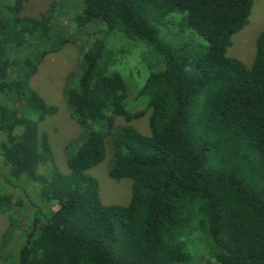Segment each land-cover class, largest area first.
<instances>
[{"label": "trees", "instance_id": "trees-1", "mask_svg": "<svg viewBox=\"0 0 264 264\" xmlns=\"http://www.w3.org/2000/svg\"><path fill=\"white\" fill-rule=\"evenodd\" d=\"M24 1L0 0V157L8 177L32 182L51 208L23 190L14 206L28 225L16 239L8 220L2 261L264 264V28L249 65L225 54L253 0H76L83 24L99 22L118 46L80 52L64 101L82 130L65 173L38 132L55 106L29 85L64 36L54 32L55 2L33 17L21 13ZM131 59L141 66L136 93L112 68ZM144 115L146 134L127 123ZM107 150L109 176L131 181L125 205L102 204L87 173ZM10 179L0 173V213Z\"/></svg>", "mask_w": 264, "mask_h": 264}, {"label": "rangeland", "instance_id": "rangeland-1", "mask_svg": "<svg viewBox=\"0 0 264 264\" xmlns=\"http://www.w3.org/2000/svg\"><path fill=\"white\" fill-rule=\"evenodd\" d=\"M51 1L56 4L53 6L52 23L54 32L64 36V42L57 51L47 53L37 64L33 74L30 76L29 85L50 105L55 106V112L45 117L38 123V132L46 133L52 152V168L59 172H67L65 163L66 156L72 153L79 145L81 126L70 115L64 101V92L67 88H72L73 75L79 60L80 52L83 48L92 46L95 42H104L111 49L117 48L116 35L108 33L99 22L83 24L78 15V3L76 0H25L21 13L26 16L37 17L44 11ZM83 24V25H82ZM264 28V0H253L247 23L231 36V43L226 48L225 54L239 59L245 65H249L254 55V41L258 33ZM175 38L171 32L166 36ZM176 39V38H175ZM132 51V46H130ZM139 53V51H137ZM25 52L18 51L13 55V65L16 67L20 62L16 60L23 58ZM135 54V53H134ZM27 57V54H26ZM31 63V61H27ZM26 62V63H27ZM112 68L121 74L128 85V92L136 93L139 81L137 71L141 69L134 60L116 62ZM140 85V84H139ZM144 104V99L137 100L136 107ZM24 113V110L22 111ZM121 117L112 120L113 125L125 124ZM139 132L146 134L147 125L145 115L141 118L127 122ZM77 140L75 144H71ZM71 141V142H70ZM111 164L110 152L107 150L104 159L87 170V173L94 177L98 185V196L102 204L125 205L130 195L131 181L127 178L115 180L108 174ZM7 167L2 163L0 157V173L7 176ZM10 186H7L6 193L9 194L11 205L0 213V245L3 243L2 236L8 227V220L13 219L16 239H21L24 234L26 213L19 211L15 204L19 201L24 203L23 190L36 201L37 205L43 210L51 208L49 205L40 201L36 195L35 188L30 181L24 183L21 180L10 179ZM193 248L195 259L200 254H204L203 243L195 241ZM198 262V260L196 259ZM0 264H5L0 258ZM198 264V263H196ZM211 264H215L214 262Z\"/></svg>", "mask_w": 264, "mask_h": 264}]
</instances>
